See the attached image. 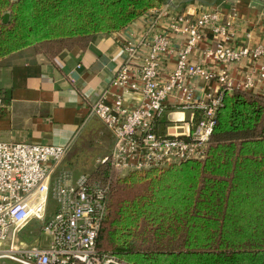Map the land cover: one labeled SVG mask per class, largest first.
Returning a JSON list of instances; mask_svg holds the SVG:
<instances>
[{
  "label": "built area",
  "instance_id": "built-area-1",
  "mask_svg": "<svg viewBox=\"0 0 264 264\" xmlns=\"http://www.w3.org/2000/svg\"><path fill=\"white\" fill-rule=\"evenodd\" d=\"M231 11L226 15L219 5L172 16L167 8L156 9V20L170 18V24L166 32L154 35L147 57L140 56L134 43L124 44V60L110 89L90 109L113 138L107 161L114 170L145 172L205 159L224 93L235 89L232 68L247 63L254 69L243 78L244 91L264 83V45H236L232 25L238 12ZM173 36L182 41L174 68L166 70L161 57L172 53ZM201 48L203 60H193ZM196 83L213 87L199 98ZM129 96H136L137 104H129ZM170 99L175 113L189 117L165 122ZM69 149L70 145L0 142V264H125L98 252L107 188L90 182L88 175L74 180L71 173L60 171ZM50 200L56 202L54 215L49 214ZM34 221L48 236L47 248L41 239L35 244L20 239Z\"/></svg>",
  "mask_w": 264,
  "mask_h": 264
},
{
  "label": "trees",
  "instance_id": "trees-1",
  "mask_svg": "<svg viewBox=\"0 0 264 264\" xmlns=\"http://www.w3.org/2000/svg\"><path fill=\"white\" fill-rule=\"evenodd\" d=\"M166 3L0 0V62L27 48L50 60L84 50L94 37L121 32ZM88 180L107 188L102 255L125 264H264L262 96L224 93L203 160L123 177L106 161Z\"/></svg>",
  "mask_w": 264,
  "mask_h": 264
},
{
  "label": "crops",
  "instance_id": "crops-1",
  "mask_svg": "<svg viewBox=\"0 0 264 264\" xmlns=\"http://www.w3.org/2000/svg\"><path fill=\"white\" fill-rule=\"evenodd\" d=\"M219 5L226 15L232 12L231 9L238 12L232 25L236 45H264V0H167L157 10L159 12L167 8L169 14L174 16L187 11L199 13ZM155 11H150L121 32L94 37L84 50L75 47L53 60L38 54L33 48L2 60L0 142L70 145V149L74 148L92 118H96L90 115L92 105L110 89V83L123 63L124 44L134 43L138 46L140 56L145 58L150 52L154 35L160 30L167 31L170 18L157 21ZM181 41L180 37H174L172 53L161 57L166 70L174 68ZM202 48L192 56L193 60H203ZM207 64L211 65L209 61ZM250 70L251 65L247 63L232 68L231 73L236 79L235 89L244 91L241 84ZM258 85L255 90L246 92L264 97V83ZM212 87V84L196 83V95L204 97ZM137 102L136 96L128 97L129 104ZM174 102L170 99L165 122L189 117V113H175ZM35 243L36 240L31 244ZM40 244L47 248L50 242L45 243L44 240Z\"/></svg>",
  "mask_w": 264,
  "mask_h": 264
},
{
  "label": "rangeland",
  "instance_id": "rangeland-1",
  "mask_svg": "<svg viewBox=\"0 0 264 264\" xmlns=\"http://www.w3.org/2000/svg\"><path fill=\"white\" fill-rule=\"evenodd\" d=\"M113 140L111 133L105 125L96 118H92L82 138L79 139L74 148L69 149L66 158L60 165L61 172L71 173L74 180L83 175L92 176L99 168V166L107 161L111 154ZM129 172H120L119 176H125ZM100 183V181H95ZM56 202L50 200L49 214L54 215L56 211ZM41 225L36 221L32 222L28 229H26L20 236V239L27 244H31L37 239L49 241L48 236L40 233ZM32 232V234H31ZM138 241L136 242V244ZM44 246V245H43ZM3 264H18L12 261H3Z\"/></svg>",
  "mask_w": 264,
  "mask_h": 264
},
{
  "label": "water",
  "instance_id": "water-1",
  "mask_svg": "<svg viewBox=\"0 0 264 264\" xmlns=\"http://www.w3.org/2000/svg\"><path fill=\"white\" fill-rule=\"evenodd\" d=\"M4 17H5L4 22H7V21L9 20L10 14L6 13V14L4 15Z\"/></svg>",
  "mask_w": 264,
  "mask_h": 264
}]
</instances>
